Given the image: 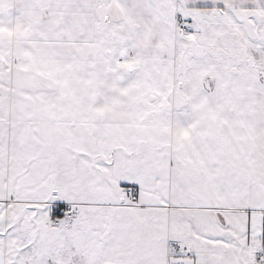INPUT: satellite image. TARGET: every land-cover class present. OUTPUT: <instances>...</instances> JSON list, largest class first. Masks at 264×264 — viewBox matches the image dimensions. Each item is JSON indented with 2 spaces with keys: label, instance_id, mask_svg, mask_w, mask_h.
<instances>
[{
  "label": "snow or ice",
  "instance_id": "1",
  "mask_svg": "<svg viewBox=\"0 0 264 264\" xmlns=\"http://www.w3.org/2000/svg\"><path fill=\"white\" fill-rule=\"evenodd\" d=\"M0 264H264V0H0Z\"/></svg>",
  "mask_w": 264,
  "mask_h": 264
}]
</instances>
